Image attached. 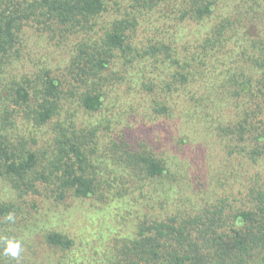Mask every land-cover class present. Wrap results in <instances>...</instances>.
<instances>
[{
  "label": "trees",
  "instance_id": "trees-1",
  "mask_svg": "<svg viewBox=\"0 0 264 264\" xmlns=\"http://www.w3.org/2000/svg\"><path fill=\"white\" fill-rule=\"evenodd\" d=\"M32 27L76 41L63 79L12 75ZM192 145L221 158L215 182ZM263 163L264 0H0V237L23 247L0 243V264H264ZM44 193L119 226L46 227L29 247L33 227L5 217Z\"/></svg>",
  "mask_w": 264,
  "mask_h": 264
},
{
  "label": "rangeland",
  "instance_id": "rangeland-1",
  "mask_svg": "<svg viewBox=\"0 0 264 264\" xmlns=\"http://www.w3.org/2000/svg\"><path fill=\"white\" fill-rule=\"evenodd\" d=\"M191 37L192 35L189 36V38ZM26 42L27 44L23 49V56L15 65V71L12 72L13 76H18L17 74L21 77L27 74L32 76L39 68L43 67L42 65H44V67L50 66L52 70H54L56 76L62 79L65 77V74H68L67 67L70 65V60L75 54L76 41H73L69 45L58 47L57 42L51 41L48 33L44 36L36 27H32L28 32ZM115 65H117V67H113V70L122 74L123 69L120 67V64L116 63ZM107 73H111V71ZM65 79H70V77ZM123 83L122 80H119L117 84L120 92L125 95ZM175 122L178 124L177 121ZM171 126L175 127V123ZM188 144H194V142H188ZM185 151L183 159H187L192 167L198 165L203 167L205 171L206 162L208 176L212 182L216 181L221 172L227 170V168L223 167L222 160L219 156H214L213 158L198 157L194 145L188 147ZM207 153H209V151ZM231 184L232 183H229L223 192L236 190L237 185L233 184L234 187L232 188ZM5 186V184L3 185V183H0V198L5 195ZM124 188L125 187H122V190ZM239 188H241V186ZM45 195L46 193L38 196L35 207L30 203V205L16 214V220L18 222L22 220L23 225L33 227L37 232L34 233L35 235L31 232H25L23 237H25V241L29 242V247L31 243L36 249L45 248L42 244V231H44L46 227L52 226V228L57 230L66 231L79 241L81 238H94L101 234L100 232L109 234L110 229L119 226L114 214L112 216L110 215L109 208L105 209L106 205L97 204L93 199L75 201L72 198H68L63 202H56L54 199H49ZM26 199L27 201H31L30 197ZM33 219H36V222H34ZM47 251H49V249H47Z\"/></svg>",
  "mask_w": 264,
  "mask_h": 264
},
{
  "label": "clouds",
  "instance_id": "clouds-1",
  "mask_svg": "<svg viewBox=\"0 0 264 264\" xmlns=\"http://www.w3.org/2000/svg\"><path fill=\"white\" fill-rule=\"evenodd\" d=\"M15 218V213L13 212H9L5 217V219L10 223H14ZM0 243L3 244V251L5 255L10 256L17 261L19 260L23 251L22 241L20 239L16 237L3 236L0 237Z\"/></svg>",
  "mask_w": 264,
  "mask_h": 264
}]
</instances>
